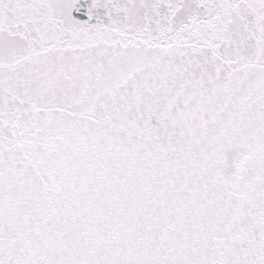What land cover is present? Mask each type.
Listing matches in <instances>:
<instances>
[{"label":"water","instance_id":"95a60500","mask_svg":"<svg viewBox=\"0 0 264 264\" xmlns=\"http://www.w3.org/2000/svg\"><path fill=\"white\" fill-rule=\"evenodd\" d=\"M0 264H264V0H0Z\"/></svg>","mask_w":264,"mask_h":264}]
</instances>
